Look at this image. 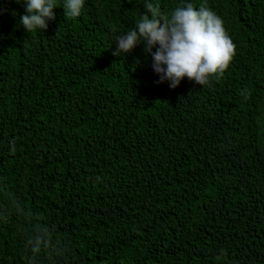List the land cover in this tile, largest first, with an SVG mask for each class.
<instances>
[{
    "label": "trees",
    "instance_id": "1",
    "mask_svg": "<svg viewBox=\"0 0 264 264\" xmlns=\"http://www.w3.org/2000/svg\"><path fill=\"white\" fill-rule=\"evenodd\" d=\"M211 8L222 75L175 89L142 15ZM29 34L0 0V264H264V0H86Z\"/></svg>",
    "mask_w": 264,
    "mask_h": 264
},
{
    "label": "clouds",
    "instance_id": "2",
    "mask_svg": "<svg viewBox=\"0 0 264 264\" xmlns=\"http://www.w3.org/2000/svg\"><path fill=\"white\" fill-rule=\"evenodd\" d=\"M24 7L18 23L29 33L45 31L55 18L56 0H16ZM86 0H63L64 15L79 17ZM143 46L160 83L175 89L184 78L204 86L210 77L222 75L231 62L235 45L223 20L211 8L186 2L170 16L142 15L134 28L116 41L114 55L130 54Z\"/></svg>",
    "mask_w": 264,
    "mask_h": 264
}]
</instances>
